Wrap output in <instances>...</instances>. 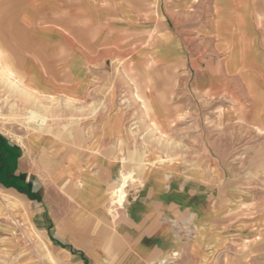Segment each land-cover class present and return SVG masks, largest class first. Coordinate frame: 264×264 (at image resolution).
I'll list each match as a JSON object with an SVG mask.
<instances>
[{
  "label": "crops",
  "instance_id": "crops-1",
  "mask_svg": "<svg viewBox=\"0 0 264 264\" xmlns=\"http://www.w3.org/2000/svg\"><path fill=\"white\" fill-rule=\"evenodd\" d=\"M200 1L218 59L189 93L169 20ZM0 64L53 104L0 129V264H264V0H0Z\"/></svg>",
  "mask_w": 264,
  "mask_h": 264
},
{
  "label": "rangeland",
  "instance_id": "rangeland-1",
  "mask_svg": "<svg viewBox=\"0 0 264 264\" xmlns=\"http://www.w3.org/2000/svg\"><path fill=\"white\" fill-rule=\"evenodd\" d=\"M170 11L174 10L169 6V12ZM210 13V4L208 2L200 1L195 4H184V13L182 16V20L178 19V21H182L183 23H177L175 15L172 16L170 14L172 17H170L169 26L177 28V26L183 25L185 31L184 41L186 49H184L182 57L184 65L183 73L188 74L190 78L189 82L184 85V90L189 93L192 91L191 80L196 76V73L204 69L209 70V68L215 70L214 67L217 63L218 55L217 52L213 50V44L212 41L208 38L209 36L200 33L201 31L198 35L197 33L194 34V32H197V30L193 29L197 27H199L200 29H204L205 27H207L210 21ZM234 37L236 38L234 48L230 52L226 50L224 55L229 56L228 58L226 57L228 59L227 67L232 70L238 69L240 66L239 35H235ZM153 39L154 35L151 34L149 36V39L147 40L146 46H148L149 44L152 45V42L154 41ZM135 53V50H131V58H133ZM152 65H154L153 62ZM155 68H159V66ZM131 70H134V68H131ZM158 74V72H153V75ZM5 81L6 80L0 76V129L7 134L26 132L37 124V119L35 118V116H42L44 119L40 121V124H45L47 117L51 112V108L53 107L52 102L46 103L42 101H31L27 99V97L22 96L20 92H18L19 90L14 88L13 85ZM15 89L17 91H15ZM227 89L228 88L222 84L220 90L224 91ZM232 89L236 88L232 87ZM205 97H208V95L206 94ZM171 101L175 102L176 99H173ZM203 101L205 102L206 100L204 99ZM188 107H190V105ZM177 114H174L172 116L169 115L170 125L172 123L178 122H191L192 120L190 113H184V115ZM133 124L137 128H143L144 135H151V137L154 139H158L160 137L161 130L159 127V123L154 119V116L149 113V110H147L145 116H139V118L134 120ZM144 126L146 128L145 131ZM162 133H164L165 137V132ZM170 143L171 142L169 141V144ZM156 149L160 150V148ZM166 149L168 151H175L176 147L168 146ZM185 149L189 150V148Z\"/></svg>",
  "mask_w": 264,
  "mask_h": 264
},
{
  "label": "bare ground",
  "instance_id": "bare-ground-1",
  "mask_svg": "<svg viewBox=\"0 0 264 264\" xmlns=\"http://www.w3.org/2000/svg\"><path fill=\"white\" fill-rule=\"evenodd\" d=\"M0 76L6 80L5 82H8L9 84L13 85L14 88L19 90L18 92H20V94L22 96L27 97V99H29L31 101H39V102L41 101V98L39 97L40 95L37 96V95L31 93L32 91L30 92L29 90H27V89H30V88H26L24 83L22 84L20 81H17L13 77V75L8 70H6L1 64H0ZM16 89H15V91H17ZM35 118L37 119V121H36L37 124H40V121L42 119H44L42 116H35ZM120 190L121 189H119V191Z\"/></svg>",
  "mask_w": 264,
  "mask_h": 264
},
{
  "label": "built area",
  "instance_id": "built-area-1",
  "mask_svg": "<svg viewBox=\"0 0 264 264\" xmlns=\"http://www.w3.org/2000/svg\"><path fill=\"white\" fill-rule=\"evenodd\" d=\"M162 262H164V261H162Z\"/></svg>",
  "mask_w": 264,
  "mask_h": 264
}]
</instances>
